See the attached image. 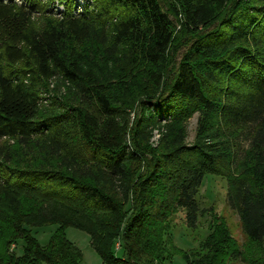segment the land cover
Listing matches in <instances>:
<instances>
[{
	"label": "trees",
	"instance_id": "16d2710c",
	"mask_svg": "<svg viewBox=\"0 0 264 264\" xmlns=\"http://www.w3.org/2000/svg\"><path fill=\"white\" fill-rule=\"evenodd\" d=\"M92 1L77 10L78 0H0V140L29 147L43 137L41 151L54 162L16 167L0 149V264H83L68 227L89 234L104 264H173L178 254L187 264H264V0H179L184 27L196 34L172 68L180 40L161 0ZM55 2L63 5L58 13ZM49 15L59 19L35 27L34 16ZM107 18L116 22L106 56L115 59L128 43L143 66L140 74L100 79L84 67L79 46L97 37ZM58 76L74 87L78 105L42 115L41 88ZM139 83L155 87L139 99L152 119L201 113L228 139H245L250 149L243 172L234 175L235 156L214 145L219 131L211 134L212 144L186 145L179 127L146 160L142 175L129 176L146 147L135 140L136 151L129 149L128 125L118 113L126 84ZM146 120L139 119L138 130ZM209 174L227 181L246 251L220 221L212 222L193 255L169 236L179 209L188 227H197V196ZM48 226L56 229L42 245L33 229Z\"/></svg>",
	"mask_w": 264,
	"mask_h": 264
},
{
	"label": "rangeland",
	"instance_id": "374dc122",
	"mask_svg": "<svg viewBox=\"0 0 264 264\" xmlns=\"http://www.w3.org/2000/svg\"><path fill=\"white\" fill-rule=\"evenodd\" d=\"M47 1L48 0H45V2ZM161 1L165 9L171 14L170 17L176 29L177 38L180 40L178 43V45H180L179 49H173L171 52L172 65L170 68H172L173 59H177L180 53H183L185 50L184 46L196 33L189 32L185 29L179 0ZM195 1L200 2L202 0ZM86 3H93V1L78 0L77 10H82L83 5ZM61 10H63V5L55 2L54 11L58 13ZM116 14L123 15L124 12L119 10ZM58 19V17L50 15L34 16L33 22L36 28H42L47 26L49 22ZM112 22H116V19L107 18L103 20L101 26L98 27V36L79 46V50L82 52L83 56L84 67L94 69L100 79H112L118 72L122 73L120 77L123 78L129 77L132 72L140 74V69H142L143 66L139 60L138 63H140V65L135 63L137 59L136 55L131 52L128 43H124L120 48V54L116 56L115 59L106 56V51L111 48L114 41V27ZM3 65L9 68L23 67L22 64H17L12 67L8 66L7 63ZM122 69L124 72H122ZM131 81L128 83H131ZM125 88L126 91L120 103L121 111L118 113V118L128 125L126 144L129 149H132L134 152L136 151L135 140L144 143L146 147V152L144 150V161L133 163L129 170V176H134L136 178L142 175L147 167L146 160L152 157V153H156L163 149L171 140L173 131L179 127L184 130V142L186 145L212 144L213 142L210 140L211 134L219 131L221 136L214 142V145H216L218 150L226 152L228 150L229 153H233V159L235 156L234 164H231V172L234 175H240L244 168L247 167V165L244 164H246L247 151L250 147L245 139L239 138L238 136H232L228 139L225 130L220 126L217 127L214 125L211 117H206L201 113H194L190 118L177 121L173 120L171 116L166 115H161L154 120L152 119L153 112L144 110L139 99H142L146 95L153 94L155 92V87L151 83H139L136 85L126 84ZM40 96L42 115L62 112L66 104L78 105L74 87L61 76L45 82L41 88ZM144 118L147 119L146 124L138 130L137 122L139 119L143 120ZM34 140L35 141L32 142L29 147H25L15 139H1L0 149H2L3 158L5 159L7 156L9 157L8 159H12L11 165L16 167L52 165L54 163L52 158L46 157L41 151L44 142L43 137L39 136L34 138ZM227 194L228 184L223 175L209 174L205 177L197 196V201L201 210L197 227L195 229L188 227L186 223V212L183 209H179L171 216V230L169 236L178 249L190 253L198 249L202 241L210 234L212 222L220 221L226 224L238 248L246 251L249 246L248 239L244 233L238 212L233 210L228 204ZM55 229L56 226L35 228L33 229V234L42 245H45L48 243ZM66 236L68 240L82 252L83 264H104L91 246V238L87 232L78 228L68 227L66 229ZM116 248H120L119 242L116 243ZM14 249L15 245H12L11 250ZM191 255H193V253H191ZM173 264H187V262L182 255L178 254L174 256ZM232 264L250 263L237 261Z\"/></svg>",
	"mask_w": 264,
	"mask_h": 264
}]
</instances>
